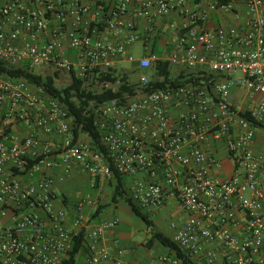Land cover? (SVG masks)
Returning a JSON list of instances; mask_svg holds the SVG:
<instances>
[{"label": "built area", "instance_id": "built-area-1", "mask_svg": "<svg viewBox=\"0 0 264 264\" xmlns=\"http://www.w3.org/2000/svg\"><path fill=\"white\" fill-rule=\"evenodd\" d=\"M92 1L0 0V63L43 77L137 72L139 86H147L148 72L161 61L183 70L184 82L96 107L104 154L81 139L74 142L67 110L42 88L0 72V264H64L82 231L88 242L83 264L110 259L99 242L117 220L92 226L79 216L66 226L68 214L58 207L48 174L55 152L62 178L78 169L92 186L114 171L132 179L130 197L144 212L167 197L177 199L187 220L173 241L194 263L264 264V152L253 149L257 128L264 127V0ZM134 5L147 23V41L160 21L180 17L169 56L129 54L142 38L126 20ZM111 36L123 40L113 43ZM67 50L77 52L75 60ZM123 63L133 67L120 69ZM235 90L241 103L230 100ZM212 144L232 162L230 177L218 176L223 165L209 153ZM139 174L145 178L137 180ZM180 263L163 255L146 264Z\"/></svg>", "mask_w": 264, "mask_h": 264}, {"label": "crops", "instance_id": "crops-1", "mask_svg": "<svg viewBox=\"0 0 264 264\" xmlns=\"http://www.w3.org/2000/svg\"><path fill=\"white\" fill-rule=\"evenodd\" d=\"M90 2V0H85ZM107 4L110 0H101ZM116 0H113V2ZM91 4L94 2L91 0ZM137 6L134 5L132 12L126 17V20L132 21L136 25V29L142 38L135 42L128 50L129 54L135 59H140L143 56L155 55L158 58L169 56L176 46V31L174 25L180 21L177 14L170 18L160 21L157 29V34L151 41H147L146 29L147 23L144 19L137 16ZM68 18L67 29L70 30V21ZM213 25L220 23L217 16L212 18ZM54 21L49 24L50 28H54ZM113 43H118L123 39L119 37H110ZM67 57L75 60L77 52L67 50ZM121 68L133 67L131 64L123 63ZM119 66V67H120ZM174 69V68H173ZM171 69L173 77L184 76L183 70ZM68 78V75L63 74ZM183 80V79H182ZM230 100L232 102L241 103V93L233 91ZM17 131H21L18 128ZM22 131H25L23 127ZM41 138L54 145L58 143V139L54 136L43 135ZM82 141L87 143L90 139L87 136L81 137ZM255 153L264 152V127L257 128L256 138L253 143ZM210 154H217L221 158L223 170L219 173V177L228 178L232 175L233 165L226 153L220 148V145L212 144L209 148ZM52 161L56 165L48 171V174L55 181V189L57 190L60 202L58 207L67 212L66 226L72 227L73 223L79 216L84 217L89 225H96L107 221L117 220V225L106 231L100 240V245L105 247L110 254V259L102 264H146L150 263L160 256H176L175 251L164 246L158 239L154 237V233H162L164 236L173 239V236L178 228H180L187 220V215L180 206L177 199L166 198L164 203L159 207L154 208L148 212L151 225H147L143 220L137 217L132 211L131 207L123 200L116 203L112 201L116 193L118 182L113 176L110 180L98 178L95 186H92L87 174L82 173L78 169L74 170L69 176L62 178L61 154L55 152L51 156ZM126 177V176H125ZM38 175H35V179ZM142 174L137 176L138 179H144ZM125 189L127 195L130 197V189L132 186V179L125 178ZM89 198L80 207L82 199ZM88 242L86 241V247ZM217 251V249H215ZM88 251L85 249L79 256V264H83ZM180 264H183L182 262ZM196 264H206L205 262H198Z\"/></svg>", "mask_w": 264, "mask_h": 264}, {"label": "trees", "instance_id": "trees-1", "mask_svg": "<svg viewBox=\"0 0 264 264\" xmlns=\"http://www.w3.org/2000/svg\"><path fill=\"white\" fill-rule=\"evenodd\" d=\"M0 72L10 76L24 78L30 84L42 88L50 99L58 101L67 110V115L71 120V127L74 133V142H78L83 135L87 136L90 139L89 143L91 147L104 154H107V151L101 143L100 133L94 119V109L96 107L114 99L125 101L128 98L136 97L140 93L164 87L165 84L177 85L184 82L182 81L184 78L183 75L176 78L172 77V70L169 64L161 61L154 63L148 72L149 84L147 86H139V83H133L128 75L119 74L115 70L102 73L98 76L94 75L93 79L92 75L90 76L89 74L84 78H78L76 73L72 71L69 78L70 82L65 86L58 84L59 72H54L43 77L27 69L13 70L7 68L2 63H0ZM103 84H109L111 87L100 88L99 86ZM4 131L9 133L10 129L4 128ZM114 176L118 182V186L112 201L115 203L119 200L125 201L131 207L134 214L150 226L151 220L148 214L127 195V191L124 188L126 177L117 171H114ZM85 236V231H82L73 238L71 247L63 261L64 264H79L80 254L85 249L88 251ZM154 237L164 246L175 251L176 257L183 264H196L181 253L173 239L159 232L154 233Z\"/></svg>", "mask_w": 264, "mask_h": 264}, {"label": "rangeland", "instance_id": "rangeland-1", "mask_svg": "<svg viewBox=\"0 0 264 264\" xmlns=\"http://www.w3.org/2000/svg\"><path fill=\"white\" fill-rule=\"evenodd\" d=\"M127 75L130 77V79L132 80L133 83L137 84V81H138V73L137 72H131V73L129 72ZM69 82H70V79L67 77H64L63 75L60 76L58 79V84L60 86H65ZM85 142H86V140H85Z\"/></svg>", "mask_w": 264, "mask_h": 264}]
</instances>
